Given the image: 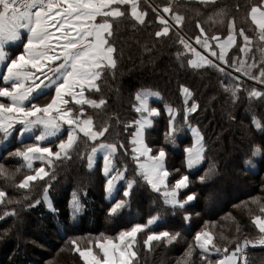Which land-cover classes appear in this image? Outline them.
Instances as JSON below:
<instances>
[{"label": "snow or ice", "instance_id": "obj_1", "mask_svg": "<svg viewBox=\"0 0 264 264\" xmlns=\"http://www.w3.org/2000/svg\"><path fill=\"white\" fill-rule=\"evenodd\" d=\"M199 4L206 10L197 11L192 21L195 31L190 37L185 32L189 18L174 7L173 0H0V144L15 133L21 146L8 156L22 161L14 169L0 162V205L31 201L28 207H33L43 200L51 208L53 169L58 163L71 160L74 154L86 156L89 170L96 165L98 154L102 155L100 170L110 200L120 191L119 182H124L122 195L108 209L111 218L129 208L133 189L141 180L173 212L186 209L197 200L198 194L191 190L190 172L204 163L207 146L200 128L188 123L189 114L200 108L188 86H179L182 109L171 105L165 108L168 143L177 142L178 115L191 130V142L183 148L188 171L178 177L174 173L179 169L169 170L166 166V149L154 150L145 139L146 130L160 115V109L150 105V98H162L159 91L147 87L136 91L131 103L136 117L130 121L115 118L116 125H123L120 131L128 132L124 140H109L113 134L109 122L112 118L97 124L88 109L103 111L109 103L103 95V85L109 74L114 76L122 56L113 37L116 26L125 18L132 21L133 29H148L154 41H173L178 45L175 55L181 67L218 73L223 91L233 102L242 92L247 93L250 110L252 101L264 102V0H199ZM240 12L254 26L253 35L237 24ZM200 15L206 19H200ZM214 25L220 27L209 31ZM254 41L258 42L255 47L260 53L259 61L250 55ZM152 50L148 45L144 48L146 53ZM248 81L261 87L249 85ZM252 123L264 134V123L255 118ZM120 131L116 132L117 137ZM26 136L34 142H25ZM121 156L130 157L135 165L131 179L126 175L128 164L117 163ZM243 163L249 170L264 167V139L252 142ZM216 173V167L210 165L197 179L205 183ZM8 189L18 192L20 198ZM71 204L75 215L81 207L76 192ZM250 205L256 206L258 214ZM241 206L248 208L257 235L240 239L242 229L237 224V235L221 233L218 240L212 230L215 223L205 221L176 264H196L193 255L197 249L198 264H247L246 249L264 246V196L251 197L237 205ZM9 215H16L15 210L5 211L0 219ZM192 215L185 211L184 221L190 224ZM226 219L235 221L231 214ZM162 221L163 216L156 213L144 222L121 229L115 236L100 233L88 239L86 246H82L83 238L72 239L69 244L83 264H140L141 240L143 249L151 251L156 245H172L182 237L179 231L155 230L153 226Z\"/></svg>", "mask_w": 264, "mask_h": 264}, {"label": "trees", "instance_id": "obj_2", "mask_svg": "<svg viewBox=\"0 0 264 264\" xmlns=\"http://www.w3.org/2000/svg\"><path fill=\"white\" fill-rule=\"evenodd\" d=\"M156 2L163 3L166 0ZM173 2L174 7L189 18L185 32L191 37L195 31L192 21L197 11L203 13L205 7L199 4V0ZM199 18L206 19L204 15ZM237 24L248 29L250 35L254 34L251 31L254 26L244 19L243 12L237 14ZM131 25L132 21L125 18L115 28L113 42L122 51V56L118 60L114 76L109 74L107 83L103 85V95L109 103L103 111L88 109V112L93 115L97 124H102L111 117L109 122L113 125V134L108 139L124 140L128 137V132L120 131L123 125H116L115 118L119 116L121 121H130L136 117L137 114L131 108L136 91L145 87L159 91L162 98L152 97L150 100L152 106L160 109V115L154 119L152 127L146 130L145 139L154 150L159 147L166 149V166L169 170L179 169L180 172L174 173L178 177L181 172L188 171L183 148L191 142L190 128L184 123L182 116L178 115L177 125L180 131L176 136L177 142L168 143L165 138L168 131L165 108L166 105H171L182 109L183 97L179 93V86H188L200 105L197 113L189 114L188 123L200 128L207 146L204 163L198 170L190 172V179L193 181L191 190L198 194L197 200L187 205L186 209L173 212L163 205L159 194L141 180L133 189L129 208L123 210L118 217L111 218L105 212L114 199L122 195L124 182L121 181L120 191L110 200L105 192V177L100 170L101 159L98 158L94 168L89 170L86 156L80 158L74 154L71 160L58 163L53 169L55 176L50 180L52 187L49 190L51 208L43 200L33 207H28L31 201H22L19 205H0V216L5 211L16 212V215L0 219V264H83L79 255L71 250L70 240L81 236L91 238L100 233L115 236L121 229L135 222H144L149 215L156 213L163 216V221L153 226L155 230L179 231L182 237L172 245H156L151 251L143 249L141 240L138 244L140 264H176L194 232L205 221L215 223L212 230L218 240L221 233L230 237L237 235V224L242 229L240 239L258 234L251 224L248 208L237 205H242L243 201L250 200L251 197L264 196V167L249 170L243 163L252 142L264 139V134L259 133L252 123L253 118L264 123V102L252 101L250 110L246 92H242L239 99L233 102L223 91L224 84L218 73H199L181 67L175 55L178 45L173 41H154L148 29H133ZM205 26L208 27L207 23ZM218 27L220 26H211L209 31L215 32ZM152 29H155V25H152ZM256 43L258 42L254 41L250 55L259 61L260 53L255 47ZM146 45L153 48L151 53L144 51ZM247 83L253 85L249 81ZM117 131H120L119 137L116 136ZM20 146V139L13 133L8 141L0 144V162L12 169L18 167L22 161L8 156V153ZM81 151H86L83 145ZM117 163H127L126 175L129 179L133 178L135 165L130 157L121 156ZM210 165L216 167L217 173L207 182L201 183L197 177ZM68 176V181H63ZM2 186L3 181L0 180V187ZM8 191L15 198H20V194L13 189ZM73 192L79 195L81 201L80 210L75 215L71 204ZM250 207L254 214H258L255 205ZM185 211L193 214L190 224L183 219ZM229 214L235 217V221L226 219ZM198 254L197 249L193 255L196 264ZM246 259L247 264H264V247H248Z\"/></svg>", "mask_w": 264, "mask_h": 264}, {"label": "rangeland", "instance_id": "obj_3", "mask_svg": "<svg viewBox=\"0 0 264 264\" xmlns=\"http://www.w3.org/2000/svg\"><path fill=\"white\" fill-rule=\"evenodd\" d=\"M251 84H253V85H255V82H252V81H249ZM255 86H257V87H261V86H259V85H255ZM36 166H39V165H37L36 164ZM67 179H69V176L66 178H64L63 179V181H66ZM68 181V180H67ZM87 184H91V183H87ZM46 204V206L49 208V206H48V204L47 203H45ZM108 211H106L105 213H107ZM95 237V236H94ZM79 238H83V240H82V246H86V242H87V240L88 239H90V236L88 237V236H81V237H79ZM92 238V237H91ZM64 247H65V245H64Z\"/></svg>", "mask_w": 264, "mask_h": 264}, {"label": "crops", "instance_id": "obj_4", "mask_svg": "<svg viewBox=\"0 0 264 264\" xmlns=\"http://www.w3.org/2000/svg\"><path fill=\"white\" fill-rule=\"evenodd\" d=\"M151 103H152V101L150 100V105L152 106ZM65 135H66V133H65ZM189 135H190V138H192V137H191V130H189ZM17 137H18V136H17ZM18 138H19V137H18ZM19 139H20V138H19ZM24 139H29V138L26 136ZM98 158L101 159V163H102V155L98 154L97 159H98ZM37 164H39V162H37ZM121 183H122V182H119L118 187L121 185ZM106 194H107V193H106ZM115 194H116V193H115ZM115 194H114V196H115ZM114 196H113V197H114ZM107 198H108V196H107Z\"/></svg>", "mask_w": 264, "mask_h": 264}, {"label": "built area", "instance_id": "obj_5", "mask_svg": "<svg viewBox=\"0 0 264 264\" xmlns=\"http://www.w3.org/2000/svg\"><path fill=\"white\" fill-rule=\"evenodd\" d=\"M251 247V246H250ZM257 247H264V246H257ZM252 248H256V247H252Z\"/></svg>", "mask_w": 264, "mask_h": 264}]
</instances>
